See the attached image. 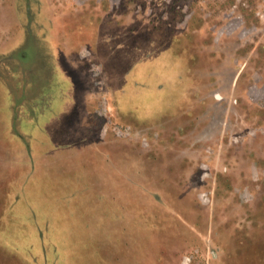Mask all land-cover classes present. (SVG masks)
I'll list each match as a JSON object with an SVG mask.
<instances>
[{"label": "rangeland", "instance_id": "374dc122", "mask_svg": "<svg viewBox=\"0 0 264 264\" xmlns=\"http://www.w3.org/2000/svg\"><path fill=\"white\" fill-rule=\"evenodd\" d=\"M10 9L0 264H264V0Z\"/></svg>", "mask_w": 264, "mask_h": 264}, {"label": "crops", "instance_id": "0c3cea01", "mask_svg": "<svg viewBox=\"0 0 264 264\" xmlns=\"http://www.w3.org/2000/svg\"><path fill=\"white\" fill-rule=\"evenodd\" d=\"M10 10H11L10 13L12 14L11 15L12 18L10 19L11 20V22H10L11 26L8 27V24H7V27H6L5 31H0V63L3 66H8L9 65L8 61L9 62L12 61V62H14V64H16V60H15V58H13L14 57V53H15V45L14 44L16 43L15 42L16 41V39H15V27H14V14L15 13L12 11V9H10ZM26 13L31 14V7H30L29 4H26ZM22 20H21V27L23 28V33H22V37L20 39L21 43H19V46H25L26 41L29 38L31 39L32 44L34 45L35 40L38 39V38L36 37V35L35 36L33 34L31 35V32H29L30 31V26H31L29 24V18H28V25L26 26V28L23 25L24 24L23 23L24 22V18H22ZM25 30H26V32H25ZM24 35H25V38L23 40V36ZM11 36H12V38H11ZM10 40H12V43H11ZM19 62H20V60H19ZM24 68L25 67H23V70H24ZM5 70H8V68L5 67ZM27 70H28V67H27ZM24 71L27 72L26 68H25ZM0 98H2V100H1L2 104H0V111L8 109L10 107V102L13 100V98H11L10 89H8V88H6L4 86L2 87L0 85Z\"/></svg>", "mask_w": 264, "mask_h": 264}, {"label": "trees", "instance_id": "16d2710c", "mask_svg": "<svg viewBox=\"0 0 264 264\" xmlns=\"http://www.w3.org/2000/svg\"><path fill=\"white\" fill-rule=\"evenodd\" d=\"M250 259H251V258H250ZM255 260H256V261H261V259H260V258H259V259L255 258Z\"/></svg>", "mask_w": 264, "mask_h": 264}]
</instances>
